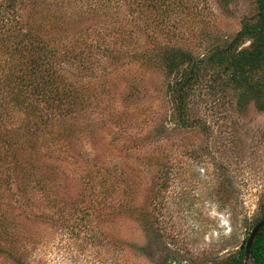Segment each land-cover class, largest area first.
<instances>
[{
    "label": "rangeland",
    "instance_id": "obj_1",
    "mask_svg": "<svg viewBox=\"0 0 264 264\" xmlns=\"http://www.w3.org/2000/svg\"><path fill=\"white\" fill-rule=\"evenodd\" d=\"M97 1L90 25L58 42L88 58L64 66L88 109L52 128L40 156L62 189L14 198L19 250L31 264H223L264 217V108L209 71L189 99L195 126L183 127L159 62L167 49L203 58L226 46L255 0ZM4 29L0 18V79L2 42L18 41ZM95 44L102 56L89 58Z\"/></svg>",
    "mask_w": 264,
    "mask_h": 264
},
{
    "label": "trees",
    "instance_id": "obj_2",
    "mask_svg": "<svg viewBox=\"0 0 264 264\" xmlns=\"http://www.w3.org/2000/svg\"><path fill=\"white\" fill-rule=\"evenodd\" d=\"M69 2L80 5L77 12H63ZM255 4L254 18L243 20L240 32L226 46L215 48L203 58L177 49H167L160 55L159 63L172 80L168 96L174 116L183 127L195 126L188 115L189 99L193 87L209 71L221 77L224 88L235 91L239 101L248 97L264 108V0H255ZM98 5L97 0H4L0 4L4 30L9 34L18 31V41L2 42L10 61L0 79V264H31L19 250L17 236L23 221L14 198L22 195L30 201L34 190L52 194L62 189L52 178L57 168L46 165L40 156L59 135L52 128L63 125L64 119L67 122L86 113L84 89L81 92L72 86L64 66L89 62L83 53L80 56L76 50L59 49L58 42L63 35L71 36L75 29L89 26L101 11ZM9 14L14 18L8 19ZM82 42H87L83 36L75 39L73 48ZM245 42L248 45L241 48ZM100 46L94 45V53L87 51L89 58L102 56ZM16 52L17 63L13 59ZM60 131L66 138V127ZM95 190L93 185L91 192L95 194ZM223 264H264V226L248 261L242 248Z\"/></svg>",
    "mask_w": 264,
    "mask_h": 264
},
{
    "label": "water",
    "instance_id": "obj_3",
    "mask_svg": "<svg viewBox=\"0 0 264 264\" xmlns=\"http://www.w3.org/2000/svg\"><path fill=\"white\" fill-rule=\"evenodd\" d=\"M264 226V217L261 219L259 223H257L253 229L251 230V233L245 242L244 246H241L240 249L244 248L245 251V259L246 261L249 260L250 257V251L252 249L253 243L258 235V233L261 231V229Z\"/></svg>",
    "mask_w": 264,
    "mask_h": 264
}]
</instances>
